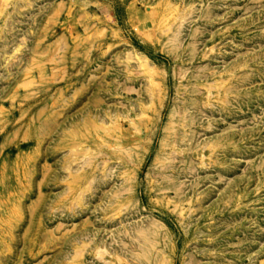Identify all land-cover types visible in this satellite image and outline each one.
Masks as SVG:
<instances>
[{
  "label": "rangeland",
  "instance_id": "rangeland-1",
  "mask_svg": "<svg viewBox=\"0 0 264 264\" xmlns=\"http://www.w3.org/2000/svg\"><path fill=\"white\" fill-rule=\"evenodd\" d=\"M0 264H264V0H0Z\"/></svg>",
  "mask_w": 264,
  "mask_h": 264
}]
</instances>
